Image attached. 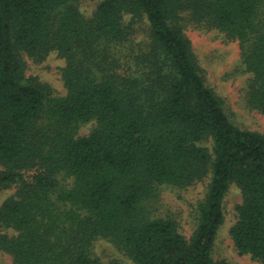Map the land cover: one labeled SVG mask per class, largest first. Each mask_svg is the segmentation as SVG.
I'll return each instance as SVG.
<instances>
[{"label":"trees","instance_id":"trees-1","mask_svg":"<svg viewBox=\"0 0 264 264\" xmlns=\"http://www.w3.org/2000/svg\"><path fill=\"white\" fill-rule=\"evenodd\" d=\"M187 20L239 42L248 104L264 113V0H101L90 17L78 0H0V188L17 186L0 206V228L15 231L0 248L14 264H104L92 255L98 238L135 264H231L212 250L232 183L242 200L230 235L264 263V133L231 121ZM53 51L66 60L61 96L26 74L25 54L41 62ZM208 176L189 238L153 216L160 185Z\"/></svg>","mask_w":264,"mask_h":264},{"label":"rangeland","instance_id":"rangeland-1","mask_svg":"<svg viewBox=\"0 0 264 264\" xmlns=\"http://www.w3.org/2000/svg\"><path fill=\"white\" fill-rule=\"evenodd\" d=\"M101 0H78L82 13L90 17ZM126 21L129 15L125 16ZM144 24L136 32V41L145 37ZM185 32L191 40L195 58L199 64L206 84L222 101V105L231 121L240 128L264 133V113L248 104V94L253 76L248 72L241 57L240 44L217 28L186 22ZM28 76H37L50 85L52 94L61 96L66 93L63 68L66 60L57 51L51 52L43 61L37 62L24 55ZM97 125L96 119L77 124L76 136H87ZM212 148L211 141L205 142ZM58 181L71 186L73 179L60 173ZM210 176L186 188L162 184L158 197L148 203L154 217H169L176 221L179 231L189 238L196 227V211L199 201L205 196ZM16 185L0 188V206L6 198L15 194ZM242 200L239 187L232 183L224 198V222L216 234L212 256L225 259L231 264H264L250 254H240L230 235V229L237 220L236 205ZM14 234L12 229L0 228V234ZM92 255L104 264H135L122 250L106 238H98L92 246ZM0 264H14L10 254L0 248Z\"/></svg>","mask_w":264,"mask_h":264}]
</instances>
